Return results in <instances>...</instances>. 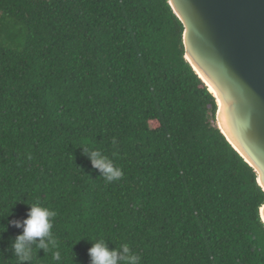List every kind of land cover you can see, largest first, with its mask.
Wrapping results in <instances>:
<instances>
[{
    "label": "trees",
    "instance_id": "trees-1",
    "mask_svg": "<svg viewBox=\"0 0 264 264\" xmlns=\"http://www.w3.org/2000/svg\"><path fill=\"white\" fill-rule=\"evenodd\" d=\"M183 32L169 0H0V264L35 203L57 213L60 264L100 239L140 264H264V191Z\"/></svg>",
    "mask_w": 264,
    "mask_h": 264
},
{
    "label": "water",
    "instance_id": "water-1",
    "mask_svg": "<svg viewBox=\"0 0 264 264\" xmlns=\"http://www.w3.org/2000/svg\"><path fill=\"white\" fill-rule=\"evenodd\" d=\"M185 58L217 101L216 121L264 191V0H169ZM264 222V204L260 208Z\"/></svg>",
    "mask_w": 264,
    "mask_h": 264
},
{
    "label": "clouds",
    "instance_id": "clouds-1",
    "mask_svg": "<svg viewBox=\"0 0 264 264\" xmlns=\"http://www.w3.org/2000/svg\"><path fill=\"white\" fill-rule=\"evenodd\" d=\"M82 149L93 167L99 170L106 181L111 182L122 177V170L117 168L113 161L101 151L87 147ZM27 205L29 210L23 221H9V224L22 229V232L16 236L11 245L15 259L18 264H32L36 250L38 252L43 250L45 254L56 249L52 252V258L57 264H60L62 256L58 249V242L52 232L57 213L40 203ZM90 242L91 247L88 249L90 264H140V256L133 252L128 244L110 250L109 242L102 239Z\"/></svg>",
    "mask_w": 264,
    "mask_h": 264
}]
</instances>
